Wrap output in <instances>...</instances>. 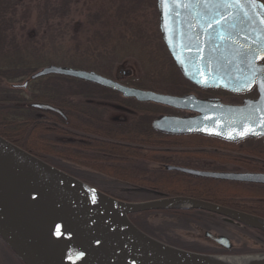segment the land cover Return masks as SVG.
Here are the masks:
<instances>
[{
	"label": "water",
	"instance_id": "95a60500",
	"mask_svg": "<svg viewBox=\"0 0 264 264\" xmlns=\"http://www.w3.org/2000/svg\"><path fill=\"white\" fill-rule=\"evenodd\" d=\"M162 43L181 76L201 89L256 99L240 105L194 95L174 96L123 85L91 71L48 66L31 81L61 76L113 91L124 99L196 116H160L154 132L199 135L226 143H264V4L259 0H156ZM121 71V70H119ZM124 75H129L124 72ZM27 87V83L21 86ZM32 109L63 116L44 104ZM195 178L264 185V175L211 173L165 166ZM149 192L145 189H132ZM129 203L45 163L0 136V240L21 264H264V254L216 256L172 247L139 230L129 215L156 211H205L264 234V220L187 197ZM204 237L229 250L230 241Z\"/></svg>",
	"mask_w": 264,
	"mask_h": 264
},
{
	"label": "trees",
	"instance_id": "16d2710c",
	"mask_svg": "<svg viewBox=\"0 0 264 264\" xmlns=\"http://www.w3.org/2000/svg\"><path fill=\"white\" fill-rule=\"evenodd\" d=\"M73 5L74 0H0V136L78 179L85 173L78 168L82 167L130 190L141 188L167 197L208 202L241 198L219 193L224 189H219L220 183L169 172L165 166L200 169L201 159L209 156L205 150L234 152L258 142L245 141L240 146L196 136H165L154 132L151 127L157 117L167 113L164 107L140 104L113 91L66 77L48 76L30 80L33 74L44 68L45 56L33 39L24 33L19 36L17 27L24 23L22 27L25 28L32 7L37 10L36 20L40 27L55 20L58 16L55 11L61 10L64 17ZM41 29L37 28V31ZM45 34L44 31L40 35L36 33V37L42 40ZM169 79L175 89L170 94L181 96L196 91L175 67ZM25 83L27 87L22 89ZM122 84L145 90L135 80L122 81ZM227 96L230 100H239L237 95ZM32 104L52 106L63 116L32 109ZM112 109L124 116L108 118L107 113ZM37 140L46 143L43 147L47 155L29 147ZM196 150H200L199 162L195 158ZM102 192L128 202L120 194ZM256 212L260 215L264 213ZM151 213L130 215L129 219L146 233L139 220ZM159 213L187 216L185 212Z\"/></svg>",
	"mask_w": 264,
	"mask_h": 264
},
{
	"label": "rangeland",
	"instance_id": "374dc122",
	"mask_svg": "<svg viewBox=\"0 0 264 264\" xmlns=\"http://www.w3.org/2000/svg\"><path fill=\"white\" fill-rule=\"evenodd\" d=\"M259 1L264 4V0ZM60 11H55L54 14L58 16L54 21L47 25L41 24L42 29L37 31L40 28L36 20L37 10L32 7L25 28L22 27L24 23L17 27L20 37L26 34L42 49L44 67H69L118 81L135 80L145 90L161 94H170L175 90L169 79L174 74L175 66L161 40L156 0H74L67 15L63 17ZM43 31L46 34L40 40L36 33L40 35ZM124 72L129 75L125 76ZM239 102L228 101L232 104ZM122 116L116 109L107 113V117L112 119ZM44 144L37 140L30 143L29 147L47 155ZM78 168L82 173L85 172L79 175V180L99 191L120 194L129 203L150 199V195L143 193L129 194V189L118 182ZM139 223L147 235L167 245L172 243L179 249L202 254L217 251L214 244L204 238L203 234L207 231L231 238L236 246L244 242L240 231L228 226L219 229L210 219L196 221L190 216L153 212L142 221L139 220ZM172 244L170 246L174 247ZM0 262L18 263L1 241Z\"/></svg>",
	"mask_w": 264,
	"mask_h": 264
},
{
	"label": "flooded vegetation",
	"instance_id": "af4514ba",
	"mask_svg": "<svg viewBox=\"0 0 264 264\" xmlns=\"http://www.w3.org/2000/svg\"><path fill=\"white\" fill-rule=\"evenodd\" d=\"M262 63L264 64V61ZM227 94H230V93L221 91V90L196 88V91L194 93H188L186 95H194L198 99H202V100L218 99L222 103L229 104V105H240L245 99H256L257 98V92H256L255 87H253L247 93L232 94V95H237L239 97V100H238L240 101L239 103H234V104L228 103L230 98L227 96ZM166 109H167V113L161 116L173 115V116L183 117V116H196L197 115V114L189 115L185 112H178V111L171 110L169 108H166ZM193 136L202 138L204 140H209V141L213 139V138H208V137H202L199 135H193ZM245 141H256L258 143L248 148L240 147L237 151H234V152L215 150V149L205 150L204 152L209 153L208 154L209 156H207L206 159H201L200 169L199 168L198 169L186 168V169L202 171V172H211V173H239V174L240 173H250V174L264 175V143H263V140L261 138L246 139L238 143H230V144L240 145L241 143ZM196 151L197 153L195 155V158L197 162H199L200 150H196ZM169 172H173V171H169ZM175 173H178V172H175ZM192 178H195V177H192ZM197 179H203V178H197ZM204 180H209V181H212L218 184L220 183L221 187L219 189L221 188H224V189L222 191H219V193H227L225 195H230L227 197H233V196L241 197L238 200H230L229 198H227V202L225 200H217L214 202L204 201V202L212 203V204L224 207V208H228V209H231L237 212L255 216V217H258L264 220V213H261V212H264V206L262 205L264 202L261 201V200H264L263 199L264 198V185L253 184V183L220 181V180H212V179H204ZM128 193L136 194V195L143 193V194L150 195V200L156 199V197L152 194L153 192H136L131 189L128 191ZM214 199H218V198L215 197ZM200 201H203V200H200ZM252 203H256V204H252ZM256 210L260 212L261 215L258 214ZM245 211L249 213L250 212L254 213V215L245 213ZM173 212H185L187 216L194 218L196 221L199 219H210L215 224V226L218 227L219 229H222L223 227L228 226L230 228H234L240 231L243 234L244 242H239L238 244L239 246H236L235 242L231 238L227 236H223V235H215L211 231H207L208 233L214 236L226 237L230 241V249L226 250L222 248L221 246L212 242L214 246L217 248V251H214L212 253L204 252V254L216 255V256H249V255L264 254V234L260 231L247 228L245 226L236 224L224 217L218 216L213 213H208L205 211L191 210L192 213L190 211H173ZM0 264H3V263L0 262ZM16 264H19V263H16Z\"/></svg>",
	"mask_w": 264,
	"mask_h": 264
}]
</instances>
